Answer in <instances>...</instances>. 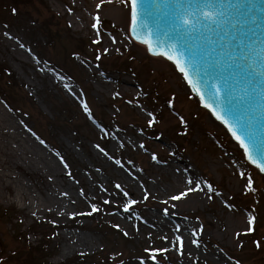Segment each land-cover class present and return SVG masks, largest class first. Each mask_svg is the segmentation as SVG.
<instances>
[{"label":"rangeland","instance_id":"rangeland-1","mask_svg":"<svg viewBox=\"0 0 264 264\" xmlns=\"http://www.w3.org/2000/svg\"><path fill=\"white\" fill-rule=\"evenodd\" d=\"M42 2L46 5L42 11L16 6L15 13L8 11L15 7L13 0H0V63L14 72L17 83L30 96V103H17L26 108L17 109L12 101L19 99L18 89L17 95L15 89L9 91L8 101L12 104L7 106L0 92V208L15 209V216H0V264H12L15 259L26 257L28 247L41 239L39 232L28 237L20 232L38 223L52 224V220L58 221L60 228L58 235L48 240L49 264H102L103 259L97 254L104 246L119 250L113 255L120 260L113 264H138V258L149 256L145 248L169 249L167 261L157 258L160 264H235L236 260L241 264H264V175L246 162L238 145L200 107L174 66L165 58L149 55L143 44L124 35L121 29L127 31L125 22L114 19L117 12L128 10L121 0L105 2L100 9L96 8L99 0ZM68 8L73 11L70 13ZM96 12L101 16V39L95 43L99 45L97 50H87L86 54L73 48L75 42L67 34L48 43L30 23L34 17L54 13L61 25L69 24L73 37L94 42L97 34L91 24ZM5 32L19 39H9ZM109 34L117 38V43ZM21 43L25 47H20ZM105 48L109 51L104 52ZM73 51L80 53L72 54ZM124 59L132 61V73L118 69L116 61ZM68 64L79 70L81 85L65 75L63 69ZM2 86L0 80V89H4ZM83 92L98 117L104 115L118 121L108 136H99L97 128L95 134L84 137L74 135L71 127L59 123L53 130L47 126L59 99L78 102L83 108ZM117 92L119 96L114 95ZM169 100L173 101L171 106ZM148 112L157 119L152 126L148 125ZM180 116L187 121L186 129ZM138 124L150 128L149 134L143 135ZM167 133L178 138L184 149L171 153L175 146ZM97 144L107 156L95 147ZM56 152L65 162L75 160L72 167H77L74 175L71 171L72 177ZM153 154L156 160L152 159ZM116 160L121 164L117 165ZM240 171L252 174L256 191H242L245 180L239 177ZM188 177L211 183L221 195H206V185L202 183L205 191H193L180 201H171V195L188 187ZM117 183L129 193L128 197L116 191ZM145 190L149 193L146 201ZM65 192L68 195H62ZM128 199L138 203L125 212L123 205ZM92 200L110 201L108 209L113 222L123 234L127 232L126 245L124 239H117L121 240L117 243L111 237L112 249L109 236L98 228H89V215L69 216L71 212L88 213ZM225 200L233 207L229 208ZM249 214L257 216L256 231L250 236L242 234L240 247L235 233L243 232ZM177 224L181 226L178 233ZM201 224L204 227L197 247L191 243L197 238L191 229L199 231ZM177 234L184 238L183 255L170 246ZM254 238L261 243L257 250ZM93 257L98 260L81 261Z\"/></svg>","mask_w":264,"mask_h":264},{"label":"snow or ice","instance_id":"snow-or-ice-1","mask_svg":"<svg viewBox=\"0 0 264 264\" xmlns=\"http://www.w3.org/2000/svg\"><path fill=\"white\" fill-rule=\"evenodd\" d=\"M105 2H111V0H99L96 8L100 9ZM121 2L128 9L125 17L127 31L121 29L124 35L147 45V50L152 55L173 61L177 71L182 74V79L199 97V103L208 109L217 120L221 121L238 142V146L243 149L246 161L254 165L260 173H264V0H121ZM160 5L164 8L163 12L159 10ZM67 10L70 13L73 11L72 8ZM12 11L15 12L16 9L13 8ZM93 20L91 27L96 30L97 34L94 43H99L101 39L99 12L93 15ZM147 21H152V28L148 27ZM138 27L146 29L150 37L165 35L167 37L165 43L170 42V44L158 51L159 41H157V46H154L152 39H143L138 34ZM4 35L9 39H19L10 32H5ZM109 36L114 44L117 43V38L114 35L109 34ZM20 47L23 48L25 45L21 43ZM169 47L171 51H169ZM27 50L31 52V49ZM116 50L119 51V49ZM108 51L107 48L104 49V52ZM193 74L196 76L195 80ZM114 95L119 96L120 93L117 92ZM4 103L7 106V102ZM168 103L171 106L173 101L169 100ZM82 107L94 120L87 102ZM147 115L150 117L149 126L157 122L154 113L148 112ZM179 119L186 129L185 118L180 116ZM21 123L23 124V121ZM24 126L27 128V125ZM28 131L32 132V129L28 128ZM37 139L41 144H46L43 139L39 137ZM95 147L104 155H108L100 144ZM56 155L60 158L64 168L68 170L69 165L64 161L63 156L59 152H56ZM152 159L156 160L157 156L153 154ZM115 163L120 165L121 161L116 160ZM233 163L236 164L237 161H233ZM67 174L72 177L70 170L67 171ZM239 177L245 180L242 185L244 193L256 191L253 187L251 173L240 171ZM186 183L188 187L171 195L169 197L171 201H180L193 191H205V188L201 187L202 183L206 185V195L208 193L221 195L207 181L188 177ZM193 185L195 186L193 187ZM115 187L121 189V185L118 183ZM105 191L107 190L105 189ZM81 194H83V189H81ZM62 195L66 196L68 193H62ZM123 195L128 197L129 193L124 191ZM148 197L149 193L145 190L143 199L146 201ZM208 198L212 197L209 195ZM109 202L108 200L104 201L105 204ZM167 202L165 201V203ZM137 203L138 201L135 199H128L127 203L123 205L124 211L128 212ZM224 203L229 208L233 207L227 200ZM90 207L91 211L88 213L71 212L69 216L75 218L100 211L94 203ZM254 210L255 205H253ZM61 214L63 213L61 212ZM33 215L36 213L34 212ZM164 215H168L167 208L164 209ZM51 223L56 225L58 221L52 220ZM245 223L246 227L243 232L235 233L240 247H243V242L239 237L242 234L256 231L257 216L247 215ZM115 227H119V225ZM180 227L179 224L175 226L177 233ZM203 227L201 224L199 231L195 228L191 229V234L197 237L191 243L197 247H200L201 244L198 237L203 232ZM54 235H58V233H54ZM149 237H151V233H149ZM163 239L168 240V237L164 236ZM255 243L257 248L261 246L259 240H256ZM170 246L183 255V236L175 235L170 241ZM144 251L149 253V256L138 258V264H160L156 253H166L169 249L145 248ZM220 251L223 252V249ZM81 255L83 256L84 253ZM235 264H241V262L236 260Z\"/></svg>","mask_w":264,"mask_h":264},{"label":"trees","instance_id":"trees-1","mask_svg":"<svg viewBox=\"0 0 264 264\" xmlns=\"http://www.w3.org/2000/svg\"><path fill=\"white\" fill-rule=\"evenodd\" d=\"M13 1L15 4V7L17 6L19 8L20 6H22L23 8L27 10L36 9V10L42 11L41 7H46L45 3L42 2V0H13ZM36 3H38L39 5H37ZM15 7L11 6L8 11L10 12V10H12ZM17 7L15 8L16 9L15 13H17V10H18ZM39 11L36 12V14L39 15L40 14ZM30 23L32 24V28L37 29L39 33H41L44 36V38L46 39L48 43L54 42V40L58 37H65V35L67 34L73 40L72 42H75L73 45V48L76 50H79L80 52L84 54L87 53L86 52L87 50L93 51L96 48H98V46L94 45L89 39L73 37L71 31H69L70 30L69 25L66 22L64 23V26L61 25V21H59V17L57 14L51 13L49 15L45 14L37 18L34 17L32 18V21ZM116 62H117L116 64H118V67H119L118 69L129 71V73L133 72V70L131 69L132 61L130 59H124L122 61L118 60ZM64 71L76 83H80L79 77H78L79 70L76 67L68 64L67 68H65ZM14 75H15L14 72L9 67L4 66L3 64L0 63V80L3 83L2 87L4 88V89H0L1 94L3 95V97H5V100L9 105H11L12 103L13 104L15 103L16 106L14 107H17V109H23V108H26V107H23L25 105L17 106L18 101L28 100L29 102L30 96L17 83L16 77ZM14 89H15V95H17L16 89H18L19 99L15 100V102L12 101V103H10V101H8V97H10L9 91H13ZM54 105H55V113L53 114L54 115L53 119L52 120L48 119L47 121L48 122L47 126H49L50 130H53V128H56L57 124L59 123L68 128L71 127L74 135L89 137L93 133L95 134V131L91 127V125L90 124L88 125L89 120H92L100 128V131H101L100 134H102L103 136H106L111 132L112 126L118 125V121H116L114 117H110L109 119H107L105 118L104 115L101 117L100 116L98 117L95 113H92L94 120L91 119L89 115L85 111H83L78 104H76L75 102H70L65 98L59 99ZM81 120H84V123L86 122L87 124L81 123L80 122ZM138 126L140 127L141 132H143V134L146 135L147 134L146 127L139 125V124ZM167 136L170 139V141H172L173 144L175 145L174 151L178 152L184 149V147L179 142L178 138L174 139L173 137L168 135V133H167ZM66 163L69 165L68 170L72 171L74 175V171L77 166L76 167H72V166H75V160L73 159V161H69L66 159ZM116 191L123 193V191L120 189H116ZM93 203L97 205L100 211L89 215V228H92V229L98 228L96 230L101 232L104 236H109L110 247H112L111 237L116 239L115 242L117 243L121 241L117 239L119 238L124 239V242L126 245V243L128 242L126 239L127 238L126 235L123 234L117 227H115L116 226L115 223L113 222L112 219L109 218L108 207L110 203L105 204L104 202L92 200L90 202V205ZM90 211H91V207L89 209V212ZM0 216L2 218H8V216L9 217L15 216V209L14 208H0ZM74 222L76 223L77 220ZM40 225H42V223L41 224L38 223L36 225L30 226L29 228L26 229V231L20 232V234L27 236V237L29 234L35 235V234L40 233L39 235H41V239L38 240L35 246L31 245L28 247L27 251H25L26 252L25 255H27L26 257H23L20 260L19 258H17V260L15 259V261L11 262L12 264H49L47 261V257H46L50 251L48 240L50 239L49 237H52L54 233H56V231L58 230V228H60V226L53 225V224H48L46 226H40ZM14 232L15 234H17L18 231L15 229ZM253 233L254 232H252L251 235ZM262 239H264V235L262 236ZM104 247H102V249L97 254V258L100 257L103 259L101 260L102 264H113L115 262L118 263V261L120 260L119 259L120 257H116L115 255H113V253L118 252L119 250L112 247V249H115V250L111 251V250H107V248H104ZM135 250L139 251V248H135ZM157 256H160L159 259L161 261L168 260V255H166L165 252H161ZM95 258L96 257H93L91 259L85 258V259H81V261L98 260Z\"/></svg>","mask_w":264,"mask_h":264},{"label":"water","instance_id":"water-1","mask_svg":"<svg viewBox=\"0 0 264 264\" xmlns=\"http://www.w3.org/2000/svg\"><path fill=\"white\" fill-rule=\"evenodd\" d=\"M159 10H160V12H163L164 11V8H163V6L162 5H160V8H159ZM147 24H148V27L149 28H152L153 27V24H152V21H147ZM138 34L143 38V39H152L153 40V43H154V46H157V41H159V45L157 46V50L159 51V50H163V48H165V47H167L168 46V44H170V42H168V44H166L165 42L167 41V37L165 36V35H163V34H161L160 36H155V35H153V36H149L148 35V32H147V30L146 29H144V28H139L138 27ZM136 41V40H135ZM137 42H139V41H137ZM146 46V48H147V45H145ZM169 51H171V48L169 47ZM147 52L149 53V54H151L148 50H147ZM152 55V54H151ZM154 56V55H153ZM165 58V57H164ZM165 59H167V58H165ZM168 60V59H167ZM168 61H170V60H168ZM174 66H175V64L173 63V61H170ZM176 68V67H175ZM193 79L195 80L196 79V76H195V74H193ZM189 87L188 88H190V90H191V92L195 95V97L198 99V101H199V97L196 95V93L192 90V88H191V86L190 85H188ZM201 105V104H200ZM202 106V105H201ZM203 107V106H202ZM217 107H219V106H217ZM206 109V108H205ZM208 110V109H207ZM208 112L211 114V112L208 110ZM212 115V114H211ZM213 116V115H212ZM212 118H214L216 121H218L221 125H223V128H225L226 129V131L228 132V130H227V128H226V126L221 122V121H219V120H217L216 118H215V116H213ZM229 134H230V136H231V133L230 132H228ZM230 138H232L237 144H238V142L231 136ZM242 152H243V149H242ZM244 158H246V157H244ZM250 163V162H249ZM251 164V163H250ZM254 165H252V167H253ZM254 168H256L255 166H254ZM258 170V169H257ZM258 172H259V170H258ZM260 173V172H259ZM261 174H264V173H261Z\"/></svg>","mask_w":264,"mask_h":264},{"label":"bare ground","instance_id":"bare-ground-1","mask_svg":"<svg viewBox=\"0 0 264 264\" xmlns=\"http://www.w3.org/2000/svg\"><path fill=\"white\" fill-rule=\"evenodd\" d=\"M127 12H128V10H122L120 12H117L115 14V18L114 19H118L119 21L125 22V17L127 15Z\"/></svg>","mask_w":264,"mask_h":264}]
</instances>
